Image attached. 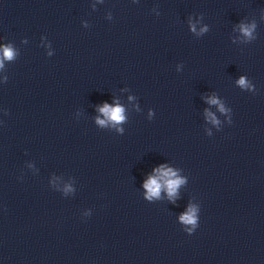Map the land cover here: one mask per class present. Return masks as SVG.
Masks as SVG:
<instances>
[{
	"label": "water",
	"instance_id": "1",
	"mask_svg": "<svg viewBox=\"0 0 264 264\" xmlns=\"http://www.w3.org/2000/svg\"><path fill=\"white\" fill-rule=\"evenodd\" d=\"M0 264H264V0H0Z\"/></svg>",
	"mask_w": 264,
	"mask_h": 264
},
{
	"label": "clouds",
	"instance_id": "2",
	"mask_svg": "<svg viewBox=\"0 0 264 264\" xmlns=\"http://www.w3.org/2000/svg\"><path fill=\"white\" fill-rule=\"evenodd\" d=\"M242 30L245 32V34H249L247 29H242ZM5 55L10 58L12 56V53H11V51L6 50L5 51ZM239 83L241 85H243L245 83V81L243 79H241L239 81ZM102 111H105L107 113L109 110H108L107 106H105V108L102 109ZM121 112H122V109L119 108V107L115 108L114 110H111V112H110V118L112 120H114V121H121L123 119V117L121 115ZM101 123H103V122L101 121ZM178 183H180V181H172V182H170V184H169L170 189H173L174 190L175 186ZM146 187H149L150 190L152 191V193L153 194H156L157 189L159 188V185L156 183L155 180H152L149 185H146ZM181 220L184 221L185 223H189V224H194L195 223V218L191 214L183 215L181 217Z\"/></svg>",
	"mask_w": 264,
	"mask_h": 264
}]
</instances>
